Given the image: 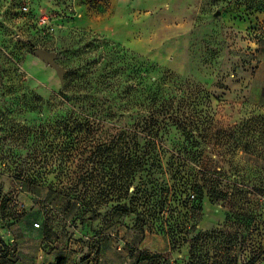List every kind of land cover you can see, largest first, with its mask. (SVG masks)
I'll return each instance as SVG.
<instances>
[{"label": "rangeland", "instance_id": "obj_1", "mask_svg": "<svg viewBox=\"0 0 264 264\" xmlns=\"http://www.w3.org/2000/svg\"><path fill=\"white\" fill-rule=\"evenodd\" d=\"M35 48L56 52L61 79ZM148 90L172 100L195 134H212L201 147L221 155L228 181L262 187L260 231L245 232L236 264L264 247V0H0V250L30 249L20 264L46 254L69 264H188V244L173 248L112 202L93 211L79 197L99 183L100 164L88 163L95 144L131 125V102ZM160 139L165 159L185 145L175 125ZM227 217L204 196L191 222L195 233H233ZM138 253L150 259L136 262Z\"/></svg>", "mask_w": 264, "mask_h": 264}, {"label": "trees", "instance_id": "obj_2", "mask_svg": "<svg viewBox=\"0 0 264 264\" xmlns=\"http://www.w3.org/2000/svg\"><path fill=\"white\" fill-rule=\"evenodd\" d=\"M134 89L131 85L130 90ZM131 106V115L135 114L134 118L129 117L131 125L121 128L108 141L95 142L93 156L88 163L100 164L96 175L99 183L86 185L79 196L83 206L88 205V209L94 205L93 211H96L112 202L114 211L134 214L139 230L147 228L163 232L169 236L173 248L188 244V264H236L238 257L234 252L245 250V232L260 231L262 221L257 196L262 187L251 185L249 188L242 183L228 181L221 166V155L216 153L212 157V153L201 147L212 139V134H195L193 120L177 113L172 100H166L157 91L148 90L139 105L131 102ZM169 125H175L182 131L185 145L171 151L165 159L160 132ZM76 128L81 127L74 126L73 130ZM213 135L217 144L220 136ZM85 140L83 138L82 141ZM80 144L84 148L88 146L86 142L80 141ZM104 154L111 155L104 157ZM80 168V171L84 169V177L94 170L84 165ZM88 176L91 177L92 173ZM104 180L105 183L102 182ZM88 194L90 198L93 196L91 202L86 200ZM204 196L227 210V220L234 227L233 233L217 229L195 233L191 220L201 211ZM166 216L170 222L165 220ZM259 243L260 246L243 264H255L263 255L264 247L261 241ZM209 244H215L224 251L219 249L220 252L213 257L196 250ZM15 256V248L5 245L0 250V264L11 263ZM132 256L136 262L150 259L148 254ZM53 264H69V260L67 256L56 255Z\"/></svg>", "mask_w": 264, "mask_h": 264}, {"label": "water", "instance_id": "obj_3", "mask_svg": "<svg viewBox=\"0 0 264 264\" xmlns=\"http://www.w3.org/2000/svg\"><path fill=\"white\" fill-rule=\"evenodd\" d=\"M31 54L41 60L45 65L52 67L60 79L63 77L64 68L56 62V52L35 48L31 51Z\"/></svg>", "mask_w": 264, "mask_h": 264}, {"label": "crops", "instance_id": "obj_4", "mask_svg": "<svg viewBox=\"0 0 264 264\" xmlns=\"http://www.w3.org/2000/svg\"><path fill=\"white\" fill-rule=\"evenodd\" d=\"M30 251H31L30 249H26V250L22 249V250H20L18 248V250L16 252V256L14 257L15 258V262L14 263L15 264H20L24 260L23 259L24 255L26 256V254H24V253L25 252L29 253ZM41 253H42V251L40 249V254H39L40 256H41ZM54 258H55L54 255H50V257H49L46 254V261L45 262L41 259V261L40 260H36L35 262H29V263H25V264H53Z\"/></svg>", "mask_w": 264, "mask_h": 264}, {"label": "built area", "instance_id": "obj_5", "mask_svg": "<svg viewBox=\"0 0 264 264\" xmlns=\"http://www.w3.org/2000/svg\"><path fill=\"white\" fill-rule=\"evenodd\" d=\"M37 225V224H36Z\"/></svg>", "mask_w": 264, "mask_h": 264}]
</instances>
